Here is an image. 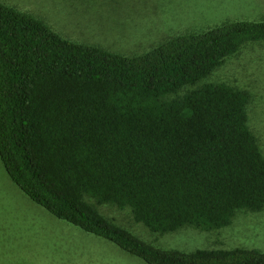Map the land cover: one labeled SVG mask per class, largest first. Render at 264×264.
I'll use <instances>...</instances> for the list:
<instances>
[{
  "label": "trees",
  "instance_id": "1",
  "mask_svg": "<svg viewBox=\"0 0 264 264\" xmlns=\"http://www.w3.org/2000/svg\"><path fill=\"white\" fill-rule=\"evenodd\" d=\"M264 43V21L226 22L124 56L79 44L0 1V159L54 217L146 264H264L257 250H163L102 215L130 210L154 234L214 231L264 208V154L248 92L207 79Z\"/></svg>",
  "mask_w": 264,
  "mask_h": 264
},
{
  "label": "rangeland",
  "instance_id": "2",
  "mask_svg": "<svg viewBox=\"0 0 264 264\" xmlns=\"http://www.w3.org/2000/svg\"><path fill=\"white\" fill-rule=\"evenodd\" d=\"M28 6L62 37L113 52L146 54L162 43L204 33L233 21H264V0H0ZM24 8V7H20ZM249 93L248 124L264 154V43L244 46L207 79ZM100 213L163 250L264 252V208L237 212L232 223L210 232L184 228L154 234L130 210L97 206ZM0 264H146L113 245L54 217L11 181L0 159Z\"/></svg>",
  "mask_w": 264,
  "mask_h": 264
},
{
  "label": "crops",
  "instance_id": "3",
  "mask_svg": "<svg viewBox=\"0 0 264 264\" xmlns=\"http://www.w3.org/2000/svg\"><path fill=\"white\" fill-rule=\"evenodd\" d=\"M4 3V2H3ZM6 4V3H5ZM7 5H9V6H11V7H14V8H16V9H18L19 11H22V12H25V13H29V14H33L35 17H37V18H39V19H41V20H43V18H41V17H39V15H40V13H38V12H34L33 11V9H28V8H26V7H28V6H20V5H17V6H15V5H10V4H7ZM20 7H24V8H20ZM47 25H49L45 20H43ZM49 27L53 30V28L49 25ZM54 31V30H53ZM55 32V31H54ZM61 36V35H60ZM62 37V36H61ZM64 38V37H63ZM64 39H66V38H64ZM68 40V39H67ZM77 43V42H76ZM80 44V43H79ZM95 46H98V45H95ZM101 47V46H100ZM105 49H107V48H105ZM109 50V49H108ZM111 51V50H110ZM111 52H113V51H111ZM113 53H116V52H113ZM117 54H121V53H117ZM122 55H124V54H122ZM124 56H133V53H128V54H126V55H124Z\"/></svg>",
  "mask_w": 264,
  "mask_h": 264
}]
</instances>
